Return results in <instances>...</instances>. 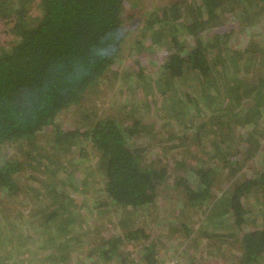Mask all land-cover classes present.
I'll return each mask as SVG.
<instances>
[{
  "label": "trees",
  "instance_id": "trees-1",
  "mask_svg": "<svg viewBox=\"0 0 264 264\" xmlns=\"http://www.w3.org/2000/svg\"><path fill=\"white\" fill-rule=\"evenodd\" d=\"M129 6L0 0V147L16 149L0 205L19 202L0 213V264H71L77 247L93 264H166L191 233L226 264H264V0H167L139 20L131 71ZM120 79L99 114L95 87ZM73 112L83 126L63 129ZM172 187L183 220L151 233Z\"/></svg>",
  "mask_w": 264,
  "mask_h": 264
},
{
  "label": "rangeland",
  "instance_id": "rangeland-1",
  "mask_svg": "<svg viewBox=\"0 0 264 264\" xmlns=\"http://www.w3.org/2000/svg\"><path fill=\"white\" fill-rule=\"evenodd\" d=\"M167 0H134V5L132 7H127L125 12V20H124V26L125 31L127 32V42L124 44L123 48V57L124 60L122 64V70L123 69H129L131 71V67L129 66L130 62L129 60H125L127 53L129 52L130 47L134 43V37L137 36L139 26L138 23L139 20H141L144 14H149L153 10L158 9L160 6H162L164 3H166ZM8 27L1 26L0 27V41L5 42L10 40V34L7 29ZM5 30V31H4ZM241 40H243L241 43L244 44L247 38L244 36H241ZM189 45V44H188ZM157 62L161 60V56L155 55ZM127 59V58H126ZM126 66H129V68H126ZM122 80H118L113 82L112 84L109 81L101 82L100 87H95L94 90V101H95V108L99 114L103 113L108 107H110L111 103L118 98L116 96V93H114L115 90H118L117 86L121 84ZM116 92V91H115ZM123 98V96H122ZM91 98L90 100H92ZM94 110H90L89 112H93ZM76 122V123H75ZM78 123V126H83V124L80 121V117H76V114L69 113L67 115H63L61 118V125L63 129H70L73 128ZM16 149L14 147H9L8 145H3L0 147V165L3 164L6 160L9 158H16ZM173 191L172 188H166L165 191H163L162 195L159 198V207L156 210L155 216L150 217L151 221H148L145 225L149 232L155 233H163L165 231H168L167 227L169 225H176L179 224L183 219H181L182 213L176 208L173 207L172 201L170 198L168 199L169 193ZM5 204L0 205V213L4 209V207L8 208H17L19 207L18 199L16 200H7L5 199ZM8 202V203H7ZM259 209V208H257ZM263 212L259 209V212L257 211V219L259 220L263 216ZM193 220H197V216H195ZM113 221V222H111ZM94 221H92L93 223ZM99 222V221H98ZM106 225L111 227L112 223L118 224V216L117 215H107V220H105ZM142 223V221H141ZM93 225H96V223H93ZM196 230V228L194 229ZM112 232V229H107L104 233L106 236H109V234ZM199 232V231H198ZM156 234V235H158ZM172 242V246H167V249L163 251V256L168 258L169 256L174 257L175 260L180 264H226L225 261H222V258L218 257L216 258L214 255H210L206 253V250H203L206 246L205 240L201 238L200 233H191V235H185L182 234L181 237L170 239ZM39 242H37L38 245ZM78 250L73 251V263L71 264H93L95 262L94 258L86 259L87 253H83L82 251H79V247H77ZM133 250V248H132ZM79 251V252H78ZM137 259V256H135ZM176 257V258H175ZM173 259V258H172ZM171 260V259H169ZM8 263V261H7ZM25 264V262H24ZM98 264H103L102 262Z\"/></svg>",
  "mask_w": 264,
  "mask_h": 264
},
{
  "label": "built area",
  "instance_id": "built-area-1",
  "mask_svg": "<svg viewBox=\"0 0 264 264\" xmlns=\"http://www.w3.org/2000/svg\"><path fill=\"white\" fill-rule=\"evenodd\" d=\"M166 264H178L177 260L173 259L170 262H166Z\"/></svg>",
  "mask_w": 264,
  "mask_h": 264
}]
</instances>
